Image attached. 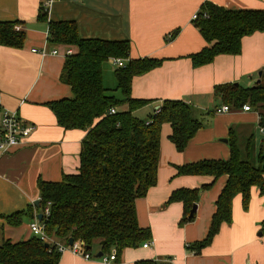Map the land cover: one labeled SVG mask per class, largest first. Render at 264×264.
Wrapping results in <instances>:
<instances>
[{"label":"crops","instance_id":"crops-1","mask_svg":"<svg viewBox=\"0 0 264 264\" xmlns=\"http://www.w3.org/2000/svg\"><path fill=\"white\" fill-rule=\"evenodd\" d=\"M43 0H0V23L18 22L16 30L26 34L23 48L0 46V127L6 111L17 112L35 130L24 144L0 158V246L6 240L23 242L33 238L31 218L13 227L5 217L25 212L40 200L38 182H60L65 175L77 174L82 130H66L58 125L47 103L73 98L71 87L61 81L65 51L75 48L48 44L49 22H75L82 39L128 41L130 59L153 58L163 63L151 72L133 78L131 95L150 103L134 115L149 122L163 101H183L195 108L204 128L178 152L169 137L170 124L161 131V152L157 185L136 202L139 226L151 231L152 245L126 249L115 261L103 263L100 247L89 252L91 260L65 252L59 264H136L150 260L157 264H264V196L255 187L248 210L242 197L233 201V219L223 224L213 243L200 254L187 248L203 241L209 232L216 201L228 177L216 182L210 176H178L176 168L202 160L230 158V130L241 135L254 132L257 154L264 141L259 132L257 112L231 109L216 115L223 103L214 96L216 86L238 84L254 87L264 70V32L245 37L239 55H219L208 65L195 68L191 56L208 46L193 20L205 3L234 11L264 10V0H54L48 20L39 19ZM179 30L174 40L173 32ZM46 49L48 55L41 52ZM57 49L54 56L51 51ZM117 66L109 60L103 67L106 88L117 89ZM123 99L120 91L116 92ZM127 105L119 110H126ZM228 140V143H225ZM213 182V183H212ZM196 217L180 226L184 206L167 205L171 194L180 189H201ZM115 251L109 254L112 255Z\"/></svg>","mask_w":264,"mask_h":264},{"label":"trees","instance_id":"trees-1","mask_svg":"<svg viewBox=\"0 0 264 264\" xmlns=\"http://www.w3.org/2000/svg\"><path fill=\"white\" fill-rule=\"evenodd\" d=\"M205 13L208 18L203 17ZM199 16L194 22L208 46L190 57L195 68L212 63L219 55H239L245 37L264 32V10L234 11L205 3ZM39 19L48 20V11L42 6ZM18 24L0 23V46L23 48L26 34L16 30ZM48 25L49 45L76 49L66 57L61 75V81L71 87L73 98L49 102L47 106L60 127L86 132L81 144L80 167L77 174L65 175L60 182L40 180L39 205L5 220L18 227L24 217L33 220L42 215L41 223L51 239L64 243L72 239L83 243L88 252L99 246L103 254L115 251L121 255L126 249L138 248L151 239V231L139 226L136 202L157 185L162 126L171 125L169 139L181 153L204 128V122L193 106L178 100L163 101L149 122L137 118L134 113L150 102L132 97L133 78L151 72L163 61L131 60L128 41L82 39L75 22H49ZM178 34L179 30L173 32L169 40ZM114 59L126 62L124 68L117 67L115 72L116 91L106 88L103 80L104 64ZM259 81L251 88L219 85L214 89V96L230 109L249 105L259 113V126L264 127V70ZM117 91L123 99L117 98ZM124 105L128 108L119 110ZM229 147L228 160H202L176 168L178 176H210L213 182L228 177L216 201L207 237L187 248L195 254L212 245L223 224L232 223L233 201L237 196L242 197L245 210L249 208L253 188L264 196V141L257 154L254 132L241 135L232 128ZM211 186L180 189L171 194L167 205L182 203L184 206L180 226L195 220L196 212L191 216V211L197 206L201 192ZM48 205L50 214L46 216L44 210ZM261 228L264 235V220ZM61 256L54 245L36 237L16 243L6 240L0 246V264H59ZM136 264L157 263L146 260Z\"/></svg>","mask_w":264,"mask_h":264},{"label":"built area","instance_id":"built-area-1","mask_svg":"<svg viewBox=\"0 0 264 264\" xmlns=\"http://www.w3.org/2000/svg\"><path fill=\"white\" fill-rule=\"evenodd\" d=\"M54 3V0H43L42 7L45 8L47 11L49 7ZM204 18H208V15L205 13ZM200 18L199 12L194 14L193 20L196 21ZM17 30H20L18 27ZM48 51L44 49L41 52V55L43 57H46L48 55ZM51 54L56 56L59 54L57 49H54L51 51ZM65 55L71 56L73 55V51L67 49L65 51ZM115 65L119 68H124L126 66V62L120 59H114L113 60ZM160 108L156 110V112L159 111ZM242 110L244 112H251L254 111L249 105H245ZM230 112L229 106H222L221 108L216 110V115H222L225 113ZM112 114L115 113V110L111 111ZM259 116V113H257ZM259 122H260V116H259ZM35 130L34 126L27 125L22 121L18 115L17 112H10L6 111L2 117L1 120V127H0V158L3 156L8 155L10 152H12L14 149L19 148L24 144V141L31 136L33 131ZM259 132L264 135V127L259 126ZM50 214V206H48L45 210V215L48 216ZM30 229L34 237L38 238L40 241L44 243H51L54 245L61 255H63L65 252H71L74 255L82 256L87 260H91V256L89 252L87 251L85 245L81 243L80 241L73 242V245H69V243H64L60 241H55L51 239L47 233L45 232L44 225L38 221L37 216L30 224ZM152 245L151 241H148L144 243L143 247L145 249L149 248ZM117 258L116 253H113L112 255H103L100 261L103 263H109L112 261H115Z\"/></svg>","mask_w":264,"mask_h":264},{"label":"water","instance_id":"water-1","mask_svg":"<svg viewBox=\"0 0 264 264\" xmlns=\"http://www.w3.org/2000/svg\"><path fill=\"white\" fill-rule=\"evenodd\" d=\"M262 75V73H260V76ZM260 81H258V83H259ZM225 143H228V140H225ZM39 203H40V201H36L35 202V205L36 206H38L39 205ZM196 210H197V206H194V208H193V210L191 211V216L196 212ZM42 215H39L38 216V220L41 222L42 221ZM262 235V234H261ZM73 242H74V240H72V239H70L69 240V245H73ZM49 247V244H46V248H48ZM87 251H89V249H87ZM103 253L102 252H100V253H98L97 254V256H96V258H98V259H101L102 257H103Z\"/></svg>","mask_w":264,"mask_h":264},{"label":"rangeland","instance_id":"rangeland-1","mask_svg":"<svg viewBox=\"0 0 264 264\" xmlns=\"http://www.w3.org/2000/svg\"><path fill=\"white\" fill-rule=\"evenodd\" d=\"M224 106H226V105H224ZM121 108V107H120ZM231 110V109H230ZM156 112V111H155ZM256 112V111H255ZM38 201H40V200H38ZM35 205V204H34ZM48 206H50V205H48ZM46 210V209H45ZM45 210H44V213H45ZM36 217V216H35ZM35 219V218H34ZM33 219V220H34ZM37 219H38V217H37ZM39 221V220H38ZM40 222V221H39ZM42 222V221H41ZM94 249H95V247H94ZM109 256V255H108Z\"/></svg>","mask_w":264,"mask_h":264}]
</instances>
